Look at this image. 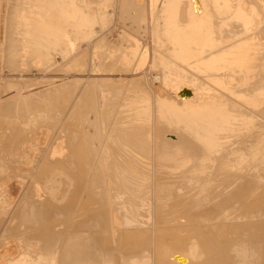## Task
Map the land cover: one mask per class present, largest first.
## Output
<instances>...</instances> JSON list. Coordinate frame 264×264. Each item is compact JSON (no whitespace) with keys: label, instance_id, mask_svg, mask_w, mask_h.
Wrapping results in <instances>:
<instances>
[{"label":"rangeland","instance_id":"rangeland-1","mask_svg":"<svg viewBox=\"0 0 264 264\" xmlns=\"http://www.w3.org/2000/svg\"><path fill=\"white\" fill-rule=\"evenodd\" d=\"M99 1L89 0L90 3ZM87 2L88 0L78 5L79 0H51V3L46 0H35L33 4L35 7L51 11L52 22H56L57 19L62 24H74L83 29L88 26V21L94 22V19L89 17L83 9L87 6ZM252 2L255 3L254 0ZM173 3L174 0L169 1L168 9ZM185 3L186 1H183L179 9L181 22H186ZM11 4L9 0H2L0 69L5 15L7 7ZM240 6V0H204L203 14L201 13V17L196 22V35L193 40L186 38L187 47L180 48L169 44L171 42L169 35L173 34L175 29L170 22L165 24L166 28L160 25L161 19L158 15L161 10L158 8L156 13H151L149 0H141L140 3L136 0H115L111 32L109 33L108 30L100 34L94 41L45 75L57 77L58 82L39 87L43 89L76 79H82L84 83L88 79L91 81L86 95L82 91L83 86L76 90V87H70L61 94H54L45 101L39 102L36 109L49 115L60 108L67 109L65 115L70 116V125L77 136L80 135L81 140L79 144L71 145V148L78 150L81 161L85 162L90 170L98 165L106 185L109 178L108 172L115 167L119 169V175L125 174L128 179L132 176L133 182L137 179L139 187L145 184V189L151 192L149 211L152 217L148 220L147 216L145 218L142 216L138 219L139 222L133 220V223L131 221L126 224L128 226L123 230L125 233L127 231L126 238L129 236L130 241H134L136 246L142 243L146 251H156L155 242L168 245V251H199L200 248L205 251L211 244L216 245L221 240L217 236L216 239L213 233L208 231L207 226L203 225L205 223L201 222L202 219L200 221L199 215L192 218L186 216L200 205L207 206L214 203L219 195L227 198L229 208L233 207L230 210L237 214L236 216L231 211L235 221H264V188H262L264 187V160L257 159L264 155V85L253 86L258 79L262 81L264 79V21L255 30H248L254 22H251V18L249 19L250 14L242 12ZM11 8L16 15L13 25L18 24L17 15L25 13L27 6L16 3ZM258 12L256 18L264 19V11L261 12L258 9ZM35 13L40 17L42 15L37 11ZM95 20L98 22L97 17ZM31 24L30 32L32 33L36 30L35 21ZM152 31L156 33L153 36L154 41L164 45L163 51L151 45ZM41 34L42 31L39 35ZM43 34L48 36V33ZM105 35H107L106 39L101 41ZM37 39L30 37L31 41L36 40L33 50L36 48L35 44L40 42L39 38ZM59 40L60 36H57L54 40L48 41L47 45L57 47L60 45ZM155 50L160 53V56L153 53ZM15 55L19 56V53L16 52ZM92 55L95 58L94 62H92ZM165 61L168 65H173L171 67L180 69L177 79L169 76L173 87L176 88L181 82L192 85L199 79L201 82L193 86L194 94L198 92L197 90L202 91L204 86L214 91L217 100L213 101V104L205 101L203 106L208 107V111L198 110L199 113L184 111L185 105L176 95L167 93V97L162 99L147 88L148 84L161 85L160 69L172 70L170 66L164 67ZM151 63L157 69H153ZM187 73L188 77H186ZM216 78L220 82L216 80L214 84L217 85H214L212 81ZM139 81H142L146 88H143ZM33 88L34 85L29 86V90ZM222 105L225 107L224 110ZM243 106L246 108L244 109ZM241 110L247 113L253 111L252 113L255 114H251L257 115L256 126L259 128L256 127L254 130L263 131L260 136L256 135L258 140L249 143L247 138H243L247 141L242 142L243 140H238L233 132L228 133L230 131L226 125L223 126L220 115L223 120L231 112L239 116ZM94 119L93 127L91 122ZM128 124L130 128L125 127ZM124 129L125 131H122ZM95 130L97 138L93 139L92 133ZM224 140L232 144L225 145ZM219 141L222 144L216 146ZM254 144L259 145L255 150L247 149ZM217 159H221V162ZM209 166L213 168L209 169ZM219 176L225 179L222 180ZM176 179L178 180L175 182ZM215 179L218 180L215 181ZM228 180L230 185L227 184L225 187ZM233 180L236 183H233ZM224 181L225 184H223ZM257 184L261 186L258 187ZM215 185L216 187L220 185L217 187L219 190L214 187ZM49 186L52 190L58 188V184L54 182ZM203 186L204 189H202ZM200 187L202 188L199 189ZM254 197L258 199L255 200ZM228 199L231 201L228 202ZM158 201L164 203L159 204ZM171 201H183L182 203L190 204L187 207V213L181 215L183 211L170 208L168 205ZM158 206L159 209H157ZM159 211L168 215L161 218L153 215ZM143 218L145 221L142 220Z\"/></svg>","mask_w":264,"mask_h":264},{"label":"bare ground","instance_id":"bare-ground-1","mask_svg":"<svg viewBox=\"0 0 264 264\" xmlns=\"http://www.w3.org/2000/svg\"><path fill=\"white\" fill-rule=\"evenodd\" d=\"M46 1L51 3V0ZM85 1L79 0L78 5ZM114 1L100 0L98 3H90L88 0L87 6L84 8L82 6V8L89 17L94 19V22L88 21V26L82 29L74 24H62L57 19L56 22H52L50 17L53 16V13L48 9L35 7L33 4L35 0H9L12 3L11 6L18 3L26 5L27 10L25 13L17 15L19 23L14 25L16 15L11 6L7 7L5 15L0 69V264H264V221H235L234 215L237 216V214L230 210L233 207L229 208V203L226 202L227 198L225 199L222 195V197L219 195L214 203L207 206L200 205L193 212L189 211L190 215L186 216L192 218L199 215L200 221L202 219L201 222L205 223L203 225L207 226L208 231L221 240L216 245L211 244L205 251L201 248L199 251H168V245H163L160 242L159 244L155 242L157 244H155L156 251H146L142 243L136 246L133 243L134 238L133 242L130 241L129 236L126 238L127 231L125 233L123 229L128 226L126 224L131 221L133 223V220L141 219L142 216L144 218L147 216L148 220L152 217V213L149 211L151 209L149 200L151 192L145 189V184L139 187L137 179L133 182L132 176H129L128 179L125 174L119 175V169L116 167L108 172L107 186L98 165H95V169L91 168L90 170L87 164L81 161L78 150L71 148V145L79 144L81 140L79 139L80 135L78 137L70 125V116L65 115L67 109L60 108L50 115L37 111L36 107L39 102L45 101L54 94H61L62 91L70 87H76V90L83 86L82 91L86 95L91 83L89 79L86 83L82 79H76L43 89H39V87L58 82L57 77H46L45 75L94 41L100 34L108 30L109 33L111 32ZM169 1L149 0L150 12L156 13V9L159 8L161 10L158 15V18L161 19L160 25L166 28L165 24L170 22V25L175 29L174 33L169 35L171 38L168 37L171 40L169 43L171 46L187 47L185 39L193 40L196 35V22L203 14L204 0H174L171 8L168 9ZM183 1H186V22L179 21V9ZM254 1L255 3L252 0H240V9L244 14H250L249 19L251 18V22H254L248 30H255L264 21L260 17L256 18L259 14L258 9L261 12L264 11V0ZM136 2L140 3L141 0H136ZM1 6L2 0H0V20ZM35 11L40 12L41 17ZM33 21H35L36 30L31 33ZM40 31H42L41 35H39ZM43 33H48V36ZM154 34L156 33L152 31L151 45L163 51L164 45L154 41ZM57 36H60V45L57 47L48 46L47 42L54 40ZM30 37H35L36 40L39 38L40 42L35 44V50L33 49L36 40L31 41ZM106 37L107 35L102 37L101 41ZM185 50L187 51V49ZM16 52L19 53V56L15 55ZM153 53L160 56L156 50ZM94 55H92V62L95 61ZM164 64L165 68L173 66L168 65L167 61ZM151 67L157 69L152 63ZM171 68L170 71L169 69L166 71L164 68L160 69L161 85L148 84L147 88H150L162 99L168 94L176 95L185 105L184 111L196 113H199L198 110L208 111L209 108L203 106L206 102L213 104V101L217 100L214 91L204 86L202 91L197 90L198 92L194 94L193 86L201 82L199 79L192 85L181 82L176 88L173 87L169 76L177 79L176 76L180 69ZM188 76L187 73L186 77ZM217 79H214L212 83L214 84ZM139 84L146 88L142 81H139ZM32 85L34 88L29 90V86ZM261 85H264V79L263 81L258 79L253 83V86ZM85 95H83L84 98ZM83 97L78 101L79 103ZM222 106L224 110L226 104L225 107ZM243 108L246 107L243 106ZM223 113L221 114L223 115ZM231 113L227 115L225 113L224 115L227 117L223 120L220 115V120L224 123L223 126L226 125L230 131L228 133L233 132L238 140H243L242 142L248 140L251 143L259 139L256 138V135L260 136L264 130H254L256 127L259 128L256 126L258 124L257 115H252L255 113L251 114L243 110L239 116ZM95 119L91 122L93 127L92 123ZM125 127L130 128V125H125ZM95 133L96 130L92 133L93 139L97 138ZM220 137L217 138L220 139ZM248 137L250 138L248 139ZM243 138H247V140ZM234 139L231 140L234 141ZM220 142H217L219 144L216 146L222 144ZM227 143L223 144H232V142ZM252 145L247 149L255 150L259 146L258 144ZM223 158L221 159L223 160ZM221 159L217 160L221 162ZM257 159L264 160V155ZM212 168L209 166V169ZM226 171L227 169L224 173ZM219 178L221 177L219 176ZM217 180L215 179V181ZM229 180L225 187L227 184L230 185ZM53 182L58 184V188L55 190L49 186ZM261 184L263 185V182ZM260 186L258 185V187ZM211 188L213 189V187ZM217 190L219 189L217 188ZM213 191L215 192V190ZM207 192L210 191L207 190ZM175 193L177 194L176 191ZM249 195L251 196V194ZM257 199L255 198V200ZM229 200L228 202L231 201ZM182 202L171 201L168 206L183 211L181 213L183 215L187 213V207L190 204ZM158 203L164 202L158 201ZM231 211L234 215H231ZM156 212L153 215L158 218L168 215L160 213V211ZM175 215L177 216V214ZM144 218L143 221H145ZM132 228L135 230L134 227Z\"/></svg>","mask_w":264,"mask_h":264}]
</instances>
